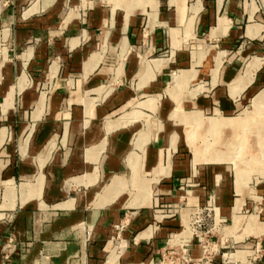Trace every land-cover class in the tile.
Instances as JSON below:
<instances>
[{
	"label": "crops",
	"instance_id": "0c3cea01",
	"mask_svg": "<svg viewBox=\"0 0 264 264\" xmlns=\"http://www.w3.org/2000/svg\"><path fill=\"white\" fill-rule=\"evenodd\" d=\"M263 91L264 0H0V264H155L211 193L264 264Z\"/></svg>",
	"mask_w": 264,
	"mask_h": 264
},
{
	"label": "built area",
	"instance_id": "2783aa9c",
	"mask_svg": "<svg viewBox=\"0 0 264 264\" xmlns=\"http://www.w3.org/2000/svg\"><path fill=\"white\" fill-rule=\"evenodd\" d=\"M190 182L187 186H193ZM184 201V200H183ZM183 207H175L174 214L183 217L182 229L172 236L160 253V257L155 264H217L216 255L221 243L217 241L216 233L224 223L217 214L215 207V195L209 194L203 205L195 204ZM126 215L124 221L114 227V236L111 237L115 249L122 248V232L127 226ZM188 233V237L183 232ZM192 241L196 242L199 257L193 258L190 253ZM11 246L8 244L3 248L2 259L7 262L10 259ZM244 255V260L238 259L237 264H259L262 260V247L260 242H255L250 249L235 250ZM231 254H221L219 264H236Z\"/></svg>",
	"mask_w": 264,
	"mask_h": 264
},
{
	"label": "rangeland",
	"instance_id": "374dc122",
	"mask_svg": "<svg viewBox=\"0 0 264 264\" xmlns=\"http://www.w3.org/2000/svg\"><path fill=\"white\" fill-rule=\"evenodd\" d=\"M264 92V91H263ZM262 103H264V95L262 96ZM263 106L262 107H264V104H262ZM251 111V110H250ZM249 111V112H250ZM248 112V113H249ZM251 114H252V112H251ZM247 123L248 124H250V123H252L251 125V127L250 128H248V127H246V128H244L243 130L245 131L244 132V134H247L249 137H255V138H257V136H261V138H262V143H259V144H257L258 145V148L259 149H257V151H258V153H262V172H263V174H264V111H263V109H262V112H260L259 114H257V113H253L251 116H250V120H248L247 121ZM246 129V130H245ZM251 136H250V135ZM211 137H210V135H208V137L207 138H205V137H203L202 139H203V144L204 145H209V144H212V141H211V139H210ZM207 139H209V140H207ZM258 139V138H257ZM199 144H200V142H199ZM222 147H223V149H221V150H227V146L226 145H224V144H220ZM201 146V145H200ZM213 146V145H212ZM215 146V145H214ZM213 146V147H214ZM253 146V145H252ZM215 148V147H214ZM236 152L237 151H240L241 152V150H235ZM253 157H254V155H253ZM257 162V160L254 162V163H252V162H250V168H252L254 165L253 164H255ZM262 179H264V175L262 176Z\"/></svg>",
	"mask_w": 264,
	"mask_h": 264
},
{
	"label": "bare ground",
	"instance_id": "6f19581e",
	"mask_svg": "<svg viewBox=\"0 0 264 264\" xmlns=\"http://www.w3.org/2000/svg\"><path fill=\"white\" fill-rule=\"evenodd\" d=\"M259 100V99H258ZM260 101V100H259ZM256 103H258L257 101H256ZM195 120H197L195 117H192L191 118V121H193V122H195ZM196 124V123H195ZM208 127L210 128V129H212V128H226V127H233V125L232 124H230V123H227V122H223V121H217V120H209L208 121ZM208 130V129H207ZM193 136V135H192ZM191 136V137H192ZM198 136V135H197ZM190 139V138H189ZM189 144L191 145L192 144V140H189ZM197 144V143H196ZM193 146V150H194V155H195V158L197 157V152H196V150L197 149H195V147H194V145H192ZM191 150V149H190ZM201 154V153H200ZM193 155V154H192ZM241 175V174H240Z\"/></svg>",
	"mask_w": 264,
	"mask_h": 264
}]
</instances>
